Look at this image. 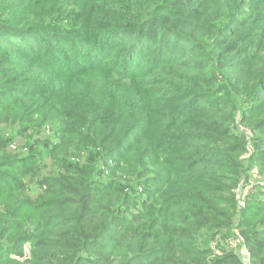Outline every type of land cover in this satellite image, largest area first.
I'll return each mask as SVG.
<instances>
[{
	"label": "trees",
	"instance_id": "obj_1",
	"mask_svg": "<svg viewBox=\"0 0 264 264\" xmlns=\"http://www.w3.org/2000/svg\"><path fill=\"white\" fill-rule=\"evenodd\" d=\"M0 264H264V0H0Z\"/></svg>",
	"mask_w": 264,
	"mask_h": 264
},
{
	"label": "rangeland",
	"instance_id": "obj_2",
	"mask_svg": "<svg viewBox=\"0 0 264 264\" xmlns=\"http://www.w3.org/2000/svg\"><path fill=\"white\" fill-rule=\"evenodd\" d=\"M199 104H200V103H199ZM136 134H137V133H136ZM256 179L258 180L259 177H258L256 174H253V176H252L251 179L249 180V181L251 182V185H247V186L245 185L244 188L242 187L241 190H242L243 192H245L246 194H248L249 192L251 193L252 190L250 189V187H251L253 184H255ZM246 194H242L241 196L243 197V195L245 196ZM34 196H35V194H34ZM240 239H242V238L240 237ZM229 244H230L231 246L234 247V245H236V239L233 238L232 240H230V241H229Z\"/></svg>",
	"mask_w": 264,
	"mask_h": 264
}]
</instances>
